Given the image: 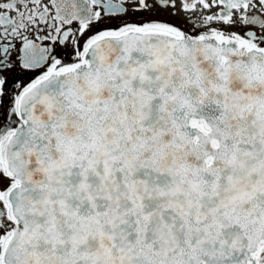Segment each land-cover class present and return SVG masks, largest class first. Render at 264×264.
I'll return each mask as SVG.
<instances>
[{"label":"snow or ice","instance_id":"snow-or-ice-1","mask_svg":"<svg viewBox=\"0 0 264 264\" xmlns=\"http://www.w3.org/2000/svg\"><path fill=\"white\" fill-rule=\"evenodd\" d=\"M0 264H264V0H0Z\"/></svg>","mask_w":264,"mask_h":264}]
</instances>
